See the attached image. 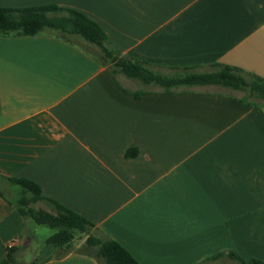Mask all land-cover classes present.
<instances>
[{"label":"crops","instance_id":"crops-1","mask_svg":"<svg viewBox=\"0 0 264 264\" xmlns=\"http://www.w3.org/2000/svg\"><path fill=\"white\" fill-rule=\"evenodd\" d=\"M44 4L159 70L217 62L264 78V0H0ZM108 65L49 32L0 35V176L33 180L140 264L264 260V105L214 85L135 98L143 86ZM41 226L0 196V261L16 238L14 264H98L55 258Z\"/></svg>","mask_w":264,"mask_h":264},{"label":"trees","instance_id":"trees-1","mask_svg":"<svg viewBox=\"0 0 264 264\" xmlns=\"http://www.w3.org/2000/svg\"><path fill=\"white\" fill-rule=\"evenodd\" d=\"M49 32L74 43L91 53L102 64H109L108 70L113 77L122 73L128 78L137 80L143 87L131 92L138 98L149 90L172 92L175 90L192 89L197 86L214 85L230 90L243 92L242 102L253 105H264V78L243 69L212 63L206 69L200 67H165L171 73L159 72L160 66L149 63L107 45L103 29L81 11L44 4L26 7L0 6V35H35ZM89 45L97 50H91ZM262 100V101H259ZM135 153V149L126 152V156ZM8 185L18 187L16 197L12 199L0 190V196L11 205L22 217L31 218L36 224L46 225L53 232L45 239V244L55 247V258H61L71 251L88 255L98 264H140L126 248L117 241L90 232L93 223L83 216L68 209L57 201L42 194L40 186L25 177H2ZM45 207H34V204ZM85 234V240L78 248H74L73 240L76 234ZM228 256L242 264H264L257 258L244 259L235 252L218 253L211 258ZM13 250L7 249L0 264H14Z\"/></svg>","mask_w":264,"mask_h":264},{"label":"rangeland","instance_id":"rangeland-1","mask_svg":"<svg viewBox=\"0 0 264 264\" xmlns=\"http://www.w3.org/2000/svg\"><path fill=\"white\" fill-rule=\"evenodd\" d=\"M89 47L92 49V50H97L94 46H92V45H89ZM159 72H162V73H166V74H168V73H171L170 71H168V70H166V69H163V70H158ZM135 82L138 84V86H141L140 85V83L138 82V81H136L135 80ZM233 93L234 94H237V95H243L244 93L243 92H241V91H237V90H235V91H233ZM259 101H262V100H259ZM10 187V186H9ZM3 189L5 188V186L4 187H2ZM17 191H18V187H16V186H11L10 187V191H6L7 192V194L12 198V199H14L15 197H16V193H17ZM34 207H45L46 209H48V207H46L45 205H43V204H34L33 205ZM41 232L43 233V234H50L51 232H53V230L51 229V228H49V227H46V226H41L40 227V230H39V232H38V234H41ZM40 236H42V234L40 235ZM85 240V234H76L75 235V238H74V240H73V246H74V248L76 249V248H78L79 246H81V244L83 243V241ZM24 257H29V255L28 254H25V256ZM218 264H242V263H240V262H238V261H235V260H231V261H227V262H225V261H221V262H218Z\"/></svg>","mask_w":264,"mask_h":264},{"label":"built area","instance_id":"built-area-1","mask_svg":"<svg viewBox=\"0 0 264 264\" xmlns=\"http://www.w3.org/2000/svg\"><path fill=\"white\" fill-rule=\"evenodd\" d=\"M17 242V239L16 238H14L11 242H9V244H8V248H10V247H13L14 245H15V243Z\"/></svg>","mask_w":264,"mask_h":264}]
</instances>
